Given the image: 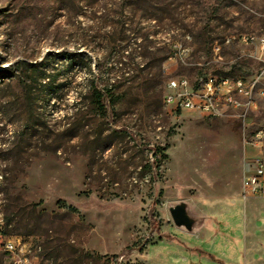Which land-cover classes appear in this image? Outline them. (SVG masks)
<instances>
[{
    "label": "rangeland",
    "instance_id": "rangeland-1",
    "mask_svg": "<svg viewBox=\"0 0 264 264\" xmlns=\"http://www.w3.org/2000/svg\"><path fill=\"white\" fill-rule=\"evenodd\" d=\"M243 34L264 37V0H0V232L40 264H147L169 225L183 229L172 208L240 202L231 263L264 264V199L240 200L261 130L264 155V63L225 43ZM174 41L191 48L185 63L166 61ZM175 76L258 79L255 105L170 114Z\"/></svg>",
    "mask_w": 264,
    "mask_h": 264
},
{
    "label": "built area",
    "instance_id": "built-area-1",
    "mask_svg": "<svg viewBox=\"0 0 264 264\" xmlns=\"http://www.w3.org/2000/svg\"><path fill=\"white\" fill-rule=\"evenodd\" d=\"M188 38V37H187ZM236 41L243 46H251L259 54H264V37L243 34L235 38L225 39V43ZM220 46H212V54L217 57ZM191 48L174 41L168 48L166 61L185 63L190 57ZM258 79L227 76V80H219V76H208L198 82H191L185 76L169 77L162 94V103L170 114L179 112H195L206 116H220L228 111H246L255 105L254 88ZM264 95V88L258 90ZM262 130L255 134L256 140L251 143L259 147V153L244 161V173L241 181V199H264V155L260 147ZM245 143V142H244ZM1 177V176H0ZM3 219L0 214V227ZM41 257L36 249L20 236L4 235L0 232V264H40Z\"/></svg>",
    "mask_w": 264,
    "mask_h": 264
},
{
    "label": "crops",
    "instance_id": "crops-1",
    "mask_svg": "<svg viewBox=\"0 0 264 264\" xmlns=\"http://www.w3.org/2000/svg\"><path fill=\"white\" fill-rule=\"evenodd\" d=\"M239 204L233 202L215 216L187 213L183 229L169 225L167 236L146 250L147 264H232L231 257L241 252L245 234Z\"/></svg>",
    "mask_w": 264,
    "mask_h": 264
},
{
    "label": "water",
    "instance_id": "water-1",
    "mask_svg": "<svg viewBox=\"0 0 264 264\" xmlns=\"http://www.w3.org/2000/svg\"><path fill=\"white\" fill-rule=\"evenodd\" d=\"M171 216L173 218L174 223L177 226H185L186 225V218L187 213H185L181 207H174L171 209Z\"/></svg>",
    "mask_w": 264,
    "mask_h": 264
},
{
    "label": "trees",
    "instance_id": "trees-1",
    "mask_svg": "<svg viewBox=\"0 0 264 264\" xmlns=\"http://www.w3.org/2000/svg\"><path fill=\"white\" fill-rule=\"evenodd\" d=\"M10 72H11V69L8 67L5 69H0V77H7ZM7 221H6V223H8Z\"/></svg>",
    "mask_w": 264,
    "mask_h": 264
},
{
    "label": "bare ground",
    "instance_id": "bare-ground-1",
    "mask_svg": "<svg viewBox=\"0 0 264 264\" xmlns=\"http://www.w3.org/2000/svg\"><path fill=\"white\" fill-rule=\"evenodd\" d=\"M219 80H227V77H219ZM264 98V95H261Z\"/></svg>",
    "mask_w": 264,
    "mask_h": 264
}]
</instances>
